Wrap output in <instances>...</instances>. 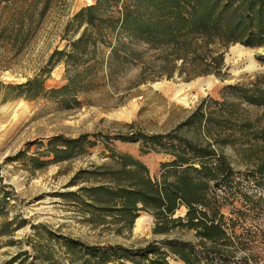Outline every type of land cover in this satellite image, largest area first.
<instances>
[{
    "label": "trees",
    "instance_id": "1",
    "mask_svg": "<svg viewBox=\"0 0 264 264\" xmlns=\"http://www.w3.org/2000/svg\"><path fill=\"white\" fill-rule=\"evenodd\" d=\"M12 1L0 0V4H5V9ZM54 1L28 0L12 16L8 14L0 24V40L15 32V43L25 44L35 23L34 11L40 8L39 17L43 18ZM71 29L77 37L65 49H56L34 78L23 84H4L0 79L5 102L49 98L66 107L72 102L79 105L80 95L125 77L132 68L139 69L133 88L175 76L187 82L211 75L222 78L229 47L264 46V0H96L73 17L67 32ZM257 60L264 65V55ZM62 64L67 84L48 90L46 81ZM261 79L257 76L251 86L228 85L221 101L203 99L171 130L147 134L134 130L131 124L130 131L114 138L59 135L48 141L38 158L31 159L34 169L42 170L87 156L102 142L110 152V161L80 170L69 184L78 190L61 196L72 202L87 222L114 224L118 234L132 231L140 214L146 212L154 217V235H168L177 229L192 231L197 244L166 239L140 248L88 245L38 226L33 227L38 239L33 252H20L3 264H170V257L184 264H227L233 240L222 212L229 201L226 196L240 195L252 208L264 198V194L256 198L243 193L242 174L224 153L232 147L245 157L256 185H263L264 128L247 110L264 107ZM112 140L140 144L143 155L154 152L167 157L160 177L154 179L139 159L115 152ZM10 199L0 186V218L8 216ZM182 208L185 216L175 217ZM23 225L15 219L2 222L0 235L11 237ZM230 229L233 231V226ZM56 246L63 251L66 263L58 257Z\"/></svg>",
    "mask_w": 264,
    "mask_h": 264
},
{
    "label": "rangeland",
    "instance_id": "2",
    "mask_svg": "<svg viewBox=\"0 0 264 264\" xmlns=\"http://www.w3.org/2000/svg\"><path fill=\"white\" fill-rule=\"evenodd\" d=\"M27 1L13 0L5 9V4H0V24L25 6ZM95 1L55 0L43 18L39 17L40 8L34 11L35 23L25 44L21 45V41L15 43V32L11 38L1 39V81L4 84H23L34 78L56 49H65L69 41L77 37L72 29L67 32V26L82 8ZM234 47L241 48L246 53L244 58L237 57L239 62L228 60ZM261 55H264V46L247 48L234 45L225 52L226 68L222 78L211 75L187 82L175 76L170 80L162 78L138 88H133L132 83L139 69L132 68L125 77L109 85L102 83L97 91L80 95V104L72 102L70 107L49 98L32 101L19 98L5 102L0 94V186L11 195L9 214L0 218V224L13 219L17 223L24 222L23 227L11 237L0 235V264L11 260L20 252L32 253V245L38 242L34 238L36 230L33 227L38 226L88 245L140 248L153 242L162 243L166 239H180L197 244L192 231L177 229L168 235H154V217L146 212H142L139 217L150 220L144 230H136L135 223L132 231L124 230L122 234H118L114 224L95 225L87 222L77 207L61 196L78 190L79 187H69V184L80 170L87 169L92 164L99 166L110 161V152L102 142L91 148L87 156L51 164L42 170H35L31 159L38 158L46 149L48 141L59 135L77 138L83 134H102L114 138L130 131L128 125L131 124L134 130L147 134L171 130L188 117L203 99L221 101L222 92L228 85L251 86L256 77L261 76V84L264 86V65L257 60ZM249 56L256 63L254 70L247 69L249 63L246 58ZM65 75V66H57L46 81V88L51 90L65 86ZM209 78L215 82V88L210 92L186 87ZM162 84L171 89L163 90L156 86ZM177 86H184V89L176 98L173 89ZM182 94L187 95V103L179 100ZM247 110L250 118L258 119L257 124L264 128V107H247ZM111 148L117 153L128 154L142 161L154 179L160 177L161 164L168 160L164 155L154 152L143 155L140 144L112 140ZM224 153L236 171L242 174L243 193L262 198L260 195L264 194V181L263 185H256L250 175L253 168L246 164V158L232 147L224 149ZM49 159L51 158H42ZM226 197L229 201L222 212L230 225L229 232L233 240L230 246L232 257L227 264H264V198L258 206L252 208L240 195ZM185 214L186 209L182 208L175 217H183ZM55 250L58 257H61V262L66 263L63 251L58 246ZM169 262L184 264L175 257H170Z\"/></svg>",
    "mask_w": 264,
    "mask_h": 264
},
{
    "label": "bare ground",
    "instance_id": "3",
    "mask_svg": "<svg viewBox=\"0 0 264 264\" xmlns=\"http://www.w3.org/2000/svg\"><path fill=\"white\" fill-rule=\"evenodd\" d=\"M244 58L246 57V53L242 52V49L241 48H238V47H234L232 48L231 50V55L229 56V61H236V62H239V59L238 58ZM247 62L249 63V65L247 66V69L248 70H254L256 68V63L253 61L252 57H248L246 58ZM237 72V71H236ZM158 88H161V89H171V87L167 86V85H156ZM186 87L188 88H192V87H196L197 89H201L203 92L204 91H211L212 89L215 88V82L214 80H212L211 78L207 79V80H198L197 82L193 83V84H190V85H187ZM184 89V86H177L175 87L173 90H175L176 92V98L178 96H180L179 94L183 91ZM200 91V90H199ZM182 98L180 97V101L181 102H184V103H187V95L183 96V94L181 95ZM148 220L149 218L147 217H141L137 220L136 222V230H144L147 226V223H148ZM150 221V220H149Z\"/></svg>",
    "mask_w": 264,
    "mask_h": 264
}]
</instances>
